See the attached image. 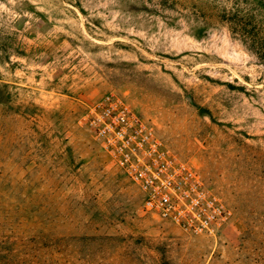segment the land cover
Masks as SVG:
<instances>
[{"label":"rangeland","instance_id":"1","mask_svg":"<svg viewBox=\"0 0 264 264\" xmlns=\"http://www.w3.org/2000/svg\"><path fill=\"white\" fill-rule=\"evenodd\" d=\"M233 20V21H232ZM264 0H0V264H264ZM113 93L232 212L191 236L80 123Z\"/></svg>","mask_w":264,"mask_h":264},{"label":"built area","instance_id":"2","mask_svg":"<svg viewBox=\"0 0 264 264\" xmlns=\"http://www.w3.org/2000/svg\"><path fill=\"white\" fill-rule=\"evenodd\" d=\"M80 123L139 188L145 213L191 236H215L230 221L231 210L198 171L170 152L122 97L105 95Z\"/></svg>","mask_w":264,"mask_h":264},{"label":"trees","instance_id":"3","mask_svg":"<svg viewBox=\"0 0 264 264\" xmlns=\"http://www.w3.org/2000/svg\"><path fill=\"white\" fill-rule=\"evenodd\" d=\"M233 21V20H232ZM237 32L240 34L246 35V37H249V39L252 41L253 46L258 49V51L264 52V43H261V41L257 40L256 35L251 34L245 28H243L240 24H236V27L234 28Z\"/></svg>","mask_w":264,"mask_h":264}]
</instances>
